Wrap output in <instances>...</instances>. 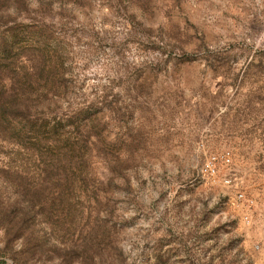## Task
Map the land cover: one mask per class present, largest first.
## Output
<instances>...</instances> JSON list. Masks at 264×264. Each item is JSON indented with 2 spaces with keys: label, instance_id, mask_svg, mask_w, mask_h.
<instances>
[{
  "label": "rangeland",
  "instance_id": "374dc122",
  "mask_svg": "<svg viewBox=\"0 0 264 264\" xmlns=\"http://www.w3.org/2000/svg\"><path fill=\"white\" fill-rule=\"evenodd\" d=\"M0 39L41 127L0 137V264H264V0H0Z\"/></svg>",
  "mask_w": 264,
  "mask_h": 264
},
{
  "label": "trees",
  "instance_id": "16d2710c",
  "mask_svg": "<svg viewBox=\"0 0 264 264\" xmlns=\"http://www.w3.org/2000/svg\"><path fill=\"white\" fill-rule=\"evenodd\" d=\"M14 49L15 47H8L6 42L0 39V51L2 50L0 52V61H2L3 66L6 68L4 72L0 71V77L5 72H9L10 68V72H13L17 79L22 77L19 75L21 70H16L17 63H15L13 67L11 66L14 63V55L12 53V50ZM39 68L40 67H34L32 73L29 72V74H26L28 76L27 82H23L32 83L35 75L43 73L44 67ZM15 84L16 83L14 82H10L9 85H2V90L8 88V93L11 92V94H8L6 98H4L5 92L3 93L0 90V137L7 138L8 140L12 139L20 144H24L25 142H31L33 138H36L41 130V127L36 126L33 123L34 117H32L31 110L28 104H26L28 100L19 101L16 99L14 91L17 90V88ZM37 139L38 141L36 142L39 143V137Z\"/></svg>",
  "mask_w": 264,
  "mask_h": 264
},
{
  "label": "built area",
  "instance_id": "2783aa9c",
  "mask_svg": "<svg viewBox=\"0 0 264 264\" xmlns=\"http://www.w3.org/2000/svg\"><path fill=\"white\" fill-rule=\"evenodd\" d=\"M231 162V154L229 151L223 152L221 155H209L206 162L201 168L202 175L213 184H222L224 186H230L232 180L229 177L219 179V164L223 166H228ZM236 199L240 203L251 204L252 201L247 199L243 193L236 192Z\"/></svg>",
  "mask_w": 264,
  "mask_h": 264
}]
</instances>
